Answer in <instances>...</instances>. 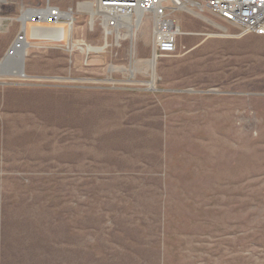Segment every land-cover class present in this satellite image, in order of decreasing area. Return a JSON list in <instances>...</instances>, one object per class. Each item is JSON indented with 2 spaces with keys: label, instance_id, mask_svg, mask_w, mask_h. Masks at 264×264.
<instances>
[{
  "label": "rangeland",
  "instance_id": "rangeland-1",
  "mask_svg": "<svg viewBox=\"0 0 264 264\" xmlns=\"http://www.w3.org/2000/svg\"><path fill=\"white\" fill-rule=\"evenodd\" d=\"M42 1L4 0L0 60ZM83 2L50 0L70 48L0 61V264H264V37L180 16L149 85L151 17Z\"/></svg>",
  "mask_w": 264,
  "mask_h": 264
},
{
  "label": "built area",
  "instance_id": "built-area-1",
  "mask_svg": "<svg viewBox=\"0 0 264 264\" xmlns=\"http://www.w3.org/2000/svg\"><path fill=\"white\" fill-rule=\"evenodd\" d=\"M98 21L108 30L120 31L122 19L136 14L149 15L152 19L151 56L170 55L177 50V39L181 32L178 18L206 22L227 29H235V36L246 34L264 37V0H92ZM85 3V2H83ZM4 1H0V7ZM50 0L29 7H22L19 28L0 61H12L28 42V33L44 30L55 31L57 25L68 24L72 18ZM69 16V15H68ZM204 19L210 21L207 22ZM74 21V20H73ZM213 23V24H212ZM224 28V29H225ZM226 33L227 30L225 29Z\"/></svg>",
  "mask_w": 264,
  "mask_h": 264
},
{
  "label": "bare ground",
  "instance_id": "bare-ground-1",
  "mask_svg": "<svg viewBox=\"0 0 264 264\" xmlns=\"http://www.w3.org/2000/svg\"><path fill=\"white\" fill-rule=\"evenodd\" d=\"M0 1H4V0H0ZM77 11H84L86 13H88L89 15V25L91 26L92 23H94L95 18H98V14L97 12L94 10L93 5L89 2H85L82 4L77 5L76 7ZM72 19H73V14H71ZM142 16H144L143 14H136L133 17L128 16L125 17L124 19H122V23L121 26L122 28L126 29V33H124L123 35H119L116 32V39H126V38H132L134 37V33L136 32V30L138 29V27H140L141 22H142ZM94 19V20H93ZM205 21L209 22V20L204 19ZM9 21V19H5V18H0V31H3L2 29L5 28V23ZM16 21L21 22L22 18L19 17L17 18ZM213 24V23H212ZM216 28L220 29L222 32H225L224 28L219 27L215 24H213ZM102 30L105 28V30H108L105 27V24H101ZM55 31H48V30H44V31H40V32H35V33H28V42L25 44V49H27L30 45H32L33 43H38V42H52V43H56V44H65L68 46V48H70V31H71V21L68 24H61V25H57L54 28ZM109 31V30H108ZM144 64L147 66V68L149 69L151 75H152V81L149 83V85L154 82V66H155V57L151 56V59L144 61ZM115 68L110 67L109 68V73H112L113 71H115ZM123 71V70H121Z\"/></svg>",
  "mask_w": 264,
  "mask_h": 264
},
{
  "label": "crops",
  "instance_id": "crops-1",
  "mask_svg": "<svg viewBox=\"0 0 264 264\" xmlns=\"http://www.w3.org/2000/svg\"><path fill=\"white\" fill-rule=\"evenodd\" d=\"M153 175H155V174L154 173L152 174V172L149 174V176L156 177V176H153Z\"/></svg>",
  "mask_w": 264,
  "mask_h": 264
}]
</instances>
